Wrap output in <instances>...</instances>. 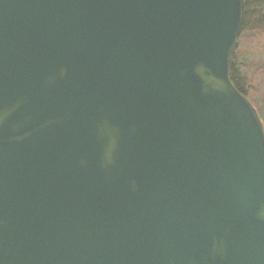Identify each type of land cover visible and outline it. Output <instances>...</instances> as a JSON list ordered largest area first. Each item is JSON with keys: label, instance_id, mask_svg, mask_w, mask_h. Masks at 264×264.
<instances>
[{"label": "water", "instance_id": "1", "mask_svg": "<svg viewBox=\"0 0 264 264\" xmlns=\"http://www.w3.org/2000/svg\"><path fill=\"white\" fill-rule=\"evenodd\" d=\"M243 7L0 0V264H264Z\"/></svg>", "mask_w": 264, "mask_h": 264}, {"label": "rangeland", "instance_id": "2", "mask_svg": "<svg viewBox=\"0 0 264 264\" xmlns=\"http://www.w3.org/2000/svg\"><path fill=\"white\" fill-rule=\"evenodd\" d=\"M235 56L237 71L243 75V88L250 99L264 108V28L254 30L248 39L241 36Z\"/></svg>", "mask_w": 264, "mask_h": 264}, {"label": "flooded vegetation", "instance_id": "3", "mask_svg": "<svg viewBox=\"0 0 264 264\" xmlns=\"http://www.w3.org/2000/svg\"><path fill=\"white\" fill-rule=\"evenodd\" d=\"M255 0H244L242 26L240 37L244 36L248 39L254 30L264 28V0H260L259 7L250 8L249 3ZM259 1V0H258ZM263 39V38H260ZM256 40V39H254Z\"/></svg>", "mask_w": 264, "mask_h": 264}, {"label": "trees", "instance_id": "4", "mask_svg": "<svg viewBox=\"0 0 264 264\" xmlns=\"http://www.w3.org/2000/svg\"><path fill=\"white\" fill-rule=\"evenodd\" d=\"M260 4H261L260 0L259 1L255 0V1H251L249 3V6H250V8L251 7L252 8H256V7H259ZM236 61H237V59H236V56H235V63H234V66L232 67L231 72H230V76H231L232 82L239 89V91H241L243 94H245L249 98L248 93L245 91V89L243 88V85H242L243 83H242L241 80L243 78V75L242 74L240 75L239 71H237L239 69V63H238V61L236 63ZM250 101L257 108V110H258V112H259V114H260V116H261V118H262V120L264 122V108L261 107L262 104L260 103L261 105H258L259 103L254 102L252 99H250ZM262 102H263V100H262Z\"/></svg>", "mask_w": 264, "mask_h": 264}]
</instances>
